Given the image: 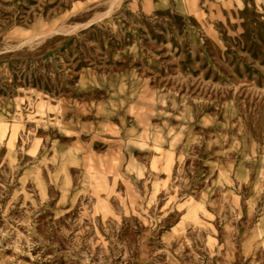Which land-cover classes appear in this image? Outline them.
Segmentation results:
<instances>
[{
  "label": "rangeland",
  "instance_id": "374dc122",
  "mask_svg": "<svg viewBox=\"0 0 264 264\" xmlns=\"http://www.w3.org/2000/svg\"><path fill=\"white\" fill-rule=\"evenodd\" d=\"M0 264H264V0H0Z\"/></svg>",
  "mask_w": 264,
  "mask_h": 264
},
{
  "label": "bare ground",
  "instance_id": "6f19581e",
  "mask_svg": "<svg viewBox=\"0 0 264 264\" xmlns=\"http://www.w3.org/2000/svg\"><path fill=\"white\" fill-rule=\"evenodd\" d=\"M130 141H132V142H136L137 140L134 139V138H131Z\"/></svg>",
  "mask_w": 264,
  "mask_h": 264
}]
</instances>
